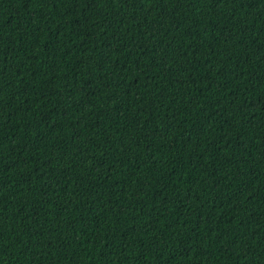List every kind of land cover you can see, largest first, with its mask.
Segmentation results:
<instances>
[{"label": "trees", "instance_id": "1", "mask_svg": "<svg viewBox=\"0 0 264 264\" xmlns=\"http://www.w3.org/2000/svg\"><path fill=\"white\" fill-rule=\"evenodd\" d=\"M0 264H264V0H0Z\"/></svg>", "mask_w": 264, "mask_h": 264}]
</instances>
